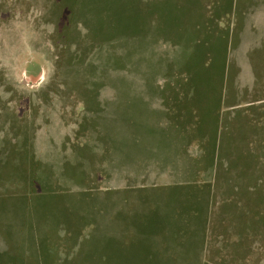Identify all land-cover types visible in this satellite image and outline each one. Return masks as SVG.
Masks as SVG:
<instances>
[{
	"label": "rangeland",
	"instance_id": "rangeland-1",
	"mask_svg": "<svg viewBox=\"0 0 264 264\" xmlns=\"http://www.w3.org/2000/svg\"><path fill=\"white\" fill-rule=\"evenodd\" d=\"M0 264H264V0H0Z\"/></svg>",
	"mask_w": 264,
	"mask_h": 264
}]
</instances>
